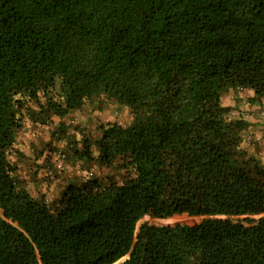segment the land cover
<instances>
[{
	"label": "trees",
	"instance_id": "obj_1",
	"mask_svg": "<svg viewBox=\"0 0 264 264\" xmlns=\"http://www.w3.org/2000/svg\"><path fill=\"white\" fill-rule=\"evenodd\" d=\"M237 89L264 102V0H0V264H264V167L221 102ZM101 97L130 123L66 148L134 176L33 199L9 159L21 117ZM182 214L202 219L137 227Z\"/></svg>",
	"mask_w": 264,
	"mask_h": 264
},
{
	"label": "rangeland",
	"instance_id": "obj_2",
	"mask_svg": "<svg viewBox=\"0 0 264 264\" xmlns=\"http://www.w3.org/2000/svg\"><path fill=\"white\" fill-rule=\"evenodd\" d=\"M252 95L246 90H229L221 96L224 104L231 108L228 118L243 119L248 114L252 120L264 123V102L249 106L248 98ZM132 117L128 108L101 97L98 100L85 101L83 105L59 119L51 118V123L40 125L21 117V128L16 134V141L10 153V161L16 164V180L35 200L48 203L58 200L67 186H77L88 179H97L102 184L115 182L121 184L124 179L133 177L130 169L99 167L92 162L75 160L66 148L72 143V136L79 140L81 135L91 139L99 136V128L105 124L127 126ZM248 122L241 133L250 140L254 138L250 125L261 123ZM68 144V146H69ZM245 145L248 156H252L264 167V156L254 155L255 147ZM201 217H189L185 214L173 215L165 219H154L144 216L137 227L146 223L156 226H173L176 224L193 225ZM125 257L117 261L120 264Z\"/></svg>",
	"mask_w": 264,
	"mask_h": 264
},
{
	"label": "crops",
	"instance_id": "obj_3",
	"mask_svg": "<svg viewBox=\"0 0 264 264\" xmlns=\"http://www.w3.org/2000/svg\"><path fill=\"white\" fill-rule=\"evenodd\" d=\"M244 120L249 121V122H259L261 124L259 125H254L252 126V124L250 125V127L248 128L247 132H249V130H252V135L254 136L253 139H256V141H254L252 139V143H251V148L255 147L254 150V155L257 157H262L264 156V123L260 122V120L258 119H254L252 120V118H250V116L248 114L244 115Z\"/></svg>",
	"mask_w": 264,
	"mask_h": 264
},
{
	"label": "built area",
	"instance_id": "obj_4",
	"mask_svg": "<svg viewBox=\"0 0 264 264\" xmlns=\"http://www.w3.org/2000/svg\"><path fill=\"white\" fill-rule=\"evenodd\" d=\"M253 140L255 141L256 139H253ZM244 142H245L246 145H248V144L252 143V140H250L247 137H244Z\"/></svg>",
	"mask_w": 264,
	"mask_h": 264
},
{
	"label": "water",
	"instance_id": "obj_5",
	"mask_svg": "<svg viewBox=\"0 0 264 264\" xmlns=\"http://www.w3.org/2000/svg\"><path fill=\"white\" fill-rule=\"evenodd\" d=\"M121 259H122V258H121ZM125 259H126V258H125ZM119 260H120V259H119ZM119 260H118V261H119ZM123 261H124V260H123ZM123 261H122V262H123ZM116 262H117V261H116Z\"/></svg>",
	"mask_w": 264,
	"mask_h": 264
},
{
	"label": "bare ground",
	"instance_id": "obj_6",
	"mask_svg": "<svg viewBox=\"0 0 264 264\" xmlns=\"http://www.w3.org/2000/svg\"><path fill=\"white\" fill-rule=\"evenodd\" d=\"M114 264H117V262H115Z\"/></svg>",
	"mask_w": 264,
	"mask_h": 264
},
{
	"label": "clouds",
	"instance_id": "obj_7",
	"mask_svg": "<svg viewBox=\"0 0 264 264\" xmlns=\"http://www.w3.org/2000/svg\"><path fill=\"white\" fill-rule=\"evenodd\" d=\"M256 141V140H255Z\"/></svg>",
	"mask_w": 264,
	"mask_h": 264
}]
</instances>
